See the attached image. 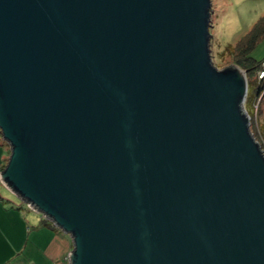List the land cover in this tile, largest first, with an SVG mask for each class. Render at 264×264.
<instances>
[{
  "label": "water",
  "instance_id": "1",
  "mask_svg": "<svg viewBox=\"0 0 264 264\" xmlns=\"http://www.w3.org/2000/svg\"><path fill=\"white\" fill-rule=\"evenodd\" d=\"M211 0H0V182L69 264H264L247 72Z\"/></svg>",
  "mask_w": 264,
  "mask_h": 264
},
{
  "label": "crops",
  "instance_id": "2",
  "mask_svg": "<svg viewBox=\"0 0 264 264\" xmlns=\"http://www.w3.org/2000/svg\"><path fill=\"white\" fill-rule=\"evenodd\" d=\"M0 140V169L9 158ZM71 238L0 184V264H69Z\"/></svg>",
  "mask_w": 264,
  "mask_h": 264
},
{
  "label": "rangeland",
  "instance_id": "3",
  "mask_svg": "<svg viewBox=\"0 0 264 264\" xmlns=\"http://www.w3.org/2000/svg\"><path fill=\"white\" fill-rule=\"evenodd\" d=\"M211 2V55L215 66L218 69H224L236 64L232 60V57L229 55L223 56L222 52L230 46H235L264 17V0H211ZM251 57L257 62L264 61V38L251 52ZM263 77V72L257 76L258 79H262ZM260 101L257 102L254 108V120L259 131L263 133L264 101L258 114ZM0 140L10 148L4 141L1 133ZM262 144L264 146V140ZM0 184L2 183L0 182Z\"/></svg>",
  "mask_w": 264,
  "mask_h": 264
},
{
  "label": "trees",
  "instance_id": "4",
  "mask_svg": "<svg viewBox=\"0 0 264 264\" xmlns=\"http://www.w3.org/2000/svg\"><path fill=\"white\" fill-rule=\"evenodd\" d=\"M264 38V17L254 26L253 30L242 37L235 46H230L222 52L223 56L229 55L237 66L247 72L249 93L245 104L246 110L251 117L252 132L256 139L261 143L264 140V130L261 133L254 120V108L258 106V114L264 101V77L258 79L257 76L264 72V61L257 62L251 57V52L256 45ZM257 78V79H256ZM261 145L263 146V144ZM264 148V146H263ZM10 150V148H9ZM10 155V152H9ZM9 159V158H8ZM8 162V160H7ZM7 165V163H6ZM6 165L2 166L0 173L4 170Z\"/></svg>",
  "mask_w": 264,
  "mask_h": 264
},
{
  "label": "built area",
  "instance_id": "5",
  "mask_svg": "<svg viewBox=\"0 0 264 264\" xmlns=\"http://www.w3.org/2000/svg\"><path fill=\"white\" fill-rule=\"evenodd\" d=\"M263 76H264V72H263Z\"/></svg>",
  "mask_w": 264,
  "mask_h": 264
}]
</instances>
